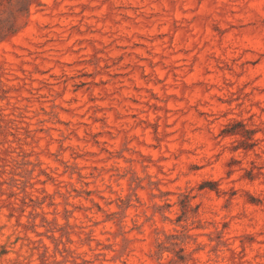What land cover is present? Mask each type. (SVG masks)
<instances>
[{
    "label": "rangeland",
    "instance_id": "1",
    "mask_svg": "<svg viewBox=\"0 0 264 264\" xmlns=\"http://www.w3.org/2000/svg\"><path fill=\"white\" fill-rule=\"evenodd\" d=\"M23 21L0 41V264H168L181 239V264H264V0Z\"/></svg>",
    "mask_w": 264,
    "mask_h": 264
},
{
    "label": "trees",
    "instance_id": "2",
    "mask_svg": "<svg viewBox=\"0 0 264 264\" xmlns=\"http://www.w3.org/2000/svg\"><path fill=\"white\" fill-rule=\"evenodd\" d=\"M37 0H0V41L13 36L19 32L25 25L24 19L30 15V11ZM165 242L158 243V249L155 255L161 258L166 248L174 252V257L168 264H181L191 260V253H185V247L181 243L175 241L171 243L173 247H166ZM176 246H179L176 249Z\"/></svg>",
    "mask_w": 264,
    "mask_h": 264
}]
</instances>
